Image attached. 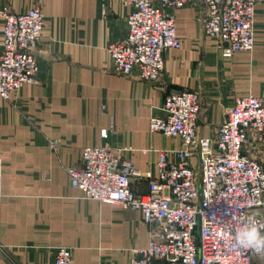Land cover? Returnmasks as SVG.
<instances>
[{"label": "crops", "instance_id": "obj_1", "mask_svg": "<svg viewBox=\"0 0 264 264\" xmlns=\"http://www.w3.org/2000/svg\"><path fill=\"white\" fill-rule=\"evenodd\" d=\"M16 12L40 5L46 15L36 55L35 83L0 96V264H54L59 246L73 249L75 264H128L150 234L140 212L82 198L66 171L80 164L84 146L108 143L142 172H155L162 149L179 139L149 129L165 96L198 91L199 134L214 138L238 96L264 97V0L257 3L253 51L224 57L203 32L202 0L175 10L179 49L165 54L158 82L110 71L108 47L126 31L129 5L118 0H7ZM1 2V1H0ZM106 4L107 12L103 13ZM0 18V53L3 40ZM109 130L104 140L101 130ZM60 140L59 146L51 144ZM264 164V145L244 149ZM194 162H196L194 160ZM149 179L132 188L148 191ZM264 216V206L257 209Z\"/></svg>", "mask_w": 264, "mask_h": 264}, {"label": "built area", "instance_id": "obj_2", "mask_svg": "<svg viewBox=\"0 0 264 264\" xmlns=\"http://www.w3.org/2000/svg\"><path fill=\"white\" fill-rule=\"evenodd\" d=\"M3 40L0 53V96L9 98L25 84L35 83L36 55L46 15L40 5L16 12L0 0ZM129 5L126 31L109 45L110 71L158 82L165 74V54L179 49L175 10L198 0H118ZM206 6L204 34L216 40L224 57L256 46V5L261 0H202ZM107 12L104 4L103 13ZM201 98L198 91L168 93L159 113L150 118L152 133L181 142L162 149L156 171L142 172L108 143L84 146L80 164L66 168L73 188L84 199L138 211L150 241L135 248L128 264H264V255L239 247L235 229L264 206V164L244 149L248 142L264 145V97L238 96L214 138L199 134ZM109 130L102 129L104 140ZM60 140L52 142L56 147ZM194 160L196 162H194ZM3 162L0 159V197ZM149 179L148 191L133 190L135 178ZM54 264H75L73 249L59 246Z\"/></svg>", "mask_w": 264, "mask_h": 264}, {"label": "clouds", "instance_id": "obj_3", "mask_svg": "<svg viewBox=\"0 0 264 264\" xmlns=\"http://www.w3.org/2000/svg\"><path fill=\"white\" fill-rule=\"evenodd\" d=\"M235 243L254 254L264 255V222L254 218L235 229Z\"/></svg>", "mask_w": 264, "mask_h": 264}]
</instances>
